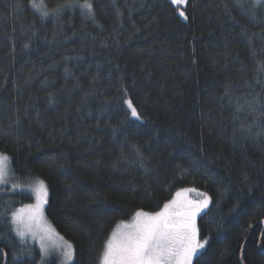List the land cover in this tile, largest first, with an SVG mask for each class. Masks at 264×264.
<instances>
[{"label":"trees","instance_id":"16d2710c","mask_svg":"<svg viewBox=\"0 0 264 264\" xmlns=\"http://www.w3.org/2000/svg\"><path fill=\"white\" fill-rule=\"evenodd\" d=\"M34 1L0 0V154L45 184L72 264H99L119 223L192 190L211 197L194 264H264V0H91L94 19L84 0L45 18ZM32 202L0 187V264H58L16 237Z\"/></svg>","mask_w":264,"mask_h":264},{"label":"snow or ice","instance_id":"6c2138e0","mask_svg":"<svg viewBox=\"0 0 264 264\" xmlns=\"http://www.w3.org/2000/svg\"><path fill=\"white\" fill-rule=\"evenodd\" d=\"M173 4H184L186 0H171ZM240 7L243 4L237 0ZM260 0H254L259 3ZM75 0L71 3L57 4L53 9H47L44 0H40L39 4L33 3L42 18L49 15L55 17L65 7H76ZM86 10V15L95 18L93 3L91 0H84L83 4L78 5ZM19 7V5H17ZM181 17L185 16L184 11H180ZM261 70H264L262 66ZM124 103L131 109L132 117L139 118L137 109L133 106L131 99L125 100ZM264 107V106H262ZM237 112L244 110V106L237 104ZM248 112L253 114V122L255 121V113L257 106L249 102ZM260 116L264 117V111H260ZM243 127V124H242ZM10 158L7 155L0 154V182L7 175L6 165ZM15 187V186H14ZM39 195L47 197V189L44 187L43 181L36 188ZM177 197L181 196L178 192ZM203 197L197 201H185L178 204L177 199H173L164 205L162 211L155 214L137 211L135 213V222L131 225H123V231L114 233L113 238L106 242L105 251L103 252L101 264H194V257L204 249L209 243L210 238L201 240L200 230L197 227V217L205 213L209 208L211 198L204 192L200 193ZM179 206V211H172L174 206ZM39 204L32 209V215L26 222L24 218V209L11 214L13 224L16 225V233L20 237H25L26 233L35 236L32 230L31 220L34 219L35 212L38 211ZM7 218V214L0 213ZM68 251L64 253L67 260H71L73 256L72 245H67ZM42 260L43 254H47V248L41 240Z\"/></svg>","mask_w":264,"mask_h":264},{"label":"rangeland","instance_id":"374dc122","mask_svg":"<svg viewBox=\"0 0 264 264\" xmlns=\"http://www.w3.org/2000/svg\"><path fill=\"white\" fill-rule=\"evenodd\" d=\"M34 3L39 4L40 0L34 1ZM10 170H11L10 162H8L6 165L7 175L5 176V179L2 182H0V187L9 186L11 191H18L20 189H22V190L24 189V190H27L28 192L30 191V193H32L34 196V202L19 206V208H17L15 212H17L20 209H24L25 210L24 211V218L27 222L29 216L32 215L31 210L34 209L39 204V209H38V211L35 212L34 219L31 220L32 230L36 233V235L32 236L31 234L26 233L25 237H23V238L18 236L16 233V230H15L16 225L13 224V222H12V227L14 228L16 237L19 239H22V240L34 242L37 245V247L40 249V251H41V240L43 238V243L45 244V246L47 248V254H43V262H49L51 260L57 259L58 264H72L75 260L74 246L64 236H61L58 233V231L55 229V227L48 222L46 215H44L45 208L47 205L46 202H47V198H48V193H47L46 198L37 193L36 188L41 181L40 180L39 181L38 180H28L26 182L25 181L24 182L18 181V179L14 178V175H12L13 173L12 174L10 173ZM44 187L46 188L45 184H44ZM200 193H202V192H199L197 190H192L190 192L188 191V192L182 193L181 196L176 197V199L178 201V204L181 202H185V201L201 200V199H203V197L200 195ZM163 208L160 211H162ZM179 210L180 209H179L178 205L174 206V208L172 209V211H179ZM150 214H155V213H150ZM198 217H197L196 223H198V219H199ZM135 219H136V217L134 215L128 221L119 223L117 225V227H115V229L111 232L112 234H111L110 238L108 239V241L113 238L114 233H119V232L124 230L123 225H125V224L131 225L135 222ZM199 238H200V236H199ZM201 240H203V239H201ZM68 244L72 245L73 256H72L71 260H67L65 255H64V253H66L68 251V248H67ZM203 250L204 249H201L197 255L202 253ZM41 254H42V252H41ZM101 262H102V259H101L99 264H101Z\"/></svg>","mask_w":264,"mask_h":264},{"label":"water","instance_id":"95a60500","mask_svg":"<svg viewBox=\"0 0 264 264\" xmlns=\"http://www.w3.org/2000/svg\"><path fill=\"white\" fill-rule=\"evenodd\" d=\"M262 224H263V226H264V222H261ZM1 251H3V250H1ZM243 252V251H242ZM5 256V260H6V255H4ZM7 263V260L5 261V264Z\"/></svg>","mask_w":264,"mask_h":264}]
</instances>
